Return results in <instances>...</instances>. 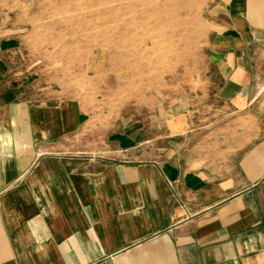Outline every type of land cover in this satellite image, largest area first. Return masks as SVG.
<instances>
[{
	"label": "crops",
	"instance_id": "1",
	"mask_svg": "<svg viewBox=\"0 0 264 264\" xmlns=\"http://www.w3.org/2000/svg\"><path fill=\"white\" fill-rule=\"evenodd\" d=\"M214 14V122L197 102L153 160L81 149L78 100L0 93V264H264V0Z\"/></svg>",
	"mask_w": 264,
	"mask_h": 264
},
{
	"label": "rangeland",
	"instance_id": "2",
	"mask_svg": "<svg viewBox=\"0 0 264 264\" xmlns=\"http://www.w3.org/2000/svg\"><path fill=\"white\" fill-rule=\"evenodd\" d=\"M216 4L0 0V93L78 100L88 114V133H96L81 149L116 161L153 160L174 134L190 129L197 102L199 124L214 122L215 109L201 106L212 101H202L212 95L207 60L225 21L214 14Z\"/></svg>",
	"mask_w": 264,
	"mask_h": 264
}]
</instances>
